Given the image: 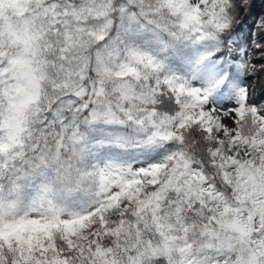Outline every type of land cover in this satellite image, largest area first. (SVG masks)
<instances>
[{
    "label": "snow or ice",
    "instance_id": "6c2138e0",
    "mask_svg": "<svg viewBox=\"0 0 264 264\" xmlns=\"http://www.w3.org/2000/svg\"><path fill=\"white\" fill-rule=\"evenodd\" d=\"M257 7L0 0V264H264Z\"/></svg>",
    "mask_w": 264,
    "mask_h": 264
},
{
    "label": "trees",
    "instance_id": "16d2710c",
    "mask_svg": "<svg viewBox=\"0 0 264 264\" xmlns=\"http://www.w3.org/2000/svg\"><path fill=\"white\" fill-rule=\"evenodd\" d=\"M256 3H257V5H258V7H257V8L254 10V12H253V15H254V16L260 12V11H259L260 6H261L262 4H264V3H262V0H256ZM249 24H250V23H249Z\"/></svg>",
    "mask_w": 264,
    "mask_h": 264
},
{
    "label": "rangeland",
    "instance_id": "374dc122",
    "mask_svg": "<svg viewBox=\"0 0 264 264\" xmlns=\"http://www.w3.org/2000/svg\"><path fill=\"white\" fill-rule=\"evenodd\" d=\"M264 10V4H262L259 8V11Z\"/></svg>",
    "mask_w": 264,
    "mask_h": 264
}]
</instances>
